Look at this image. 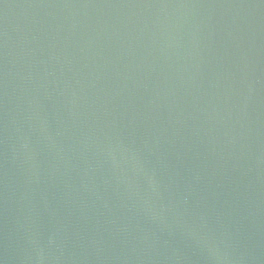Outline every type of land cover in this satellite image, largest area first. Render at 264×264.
I'll return each instance as SVG.
<instances>
[{"label": "water", "instance_id": "1", "mask_svg": "<svg viewBox=\"0 0 264 264\" xmlns=\"http://www.w3.org/2000/svg\"><path fill=\"white\" fill-rule=\"evenodd\" d=\"M0 264H264V0H0Z\"/></svg>", "mask_w": 264, "mask_h": 264}]
</instances>
